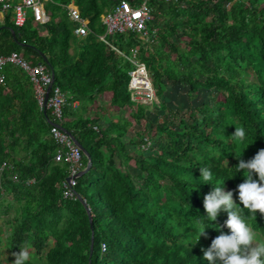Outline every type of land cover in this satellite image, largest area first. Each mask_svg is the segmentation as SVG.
Listing matches in <instances>:
<instances>
[{"label":"trees","instance_id":"trees-1","mask_svg":"<svg viewBox=\"0 0 264 264\" xmlns=\"http://www.w3.org/2000/svg\"><path fill=\"white\" fill-rule=\"evenodd\" d=\"M75 1L87 19L88 36L74 34L75 24L62 7L70 0H52L44 25L30 17L18 27L11 12L4 16L0 56L22 53L30 64L54 73L55 85L68 96L62 127L83 145L92 165L78 178L80 199L64 198L68 162H55L51 112L40 109L29 76L6 65L0 165L6 161L12 168L0 177V234L6 233L11 254L26 244L39 260L45 258L41 264H208L203 248L218 230L207 229L198 243L187 241L197 235L206 214L203 198L213 185L192 191L204 181L200 162L188 165L199 159L213 170V181L227 179L225 189H237L246 177L243 170L237 173L239 158L222 130L231 135L236 126L246 129L251 144L244 154L245 145L236 149L245 160L264 148V0H153L148 26L156 34L154 44L146 47L134 33L109 38L123 52L139 46L163 112L155 124L149 106L131 99L132 63L99 40L105 33L101 16L121 0ZM168 82L187 86L188 116L167 105ZM201 90L210 91L209 98L193 108ZM101 97L112 113L104 114ZM83 163L86 168L85 154ZM227 218L222 212L216 223ZM250 223L264 238V214L257 210Z\"/></svg>","mask_w":264,"mask_h":264},{"label":"built area","instance_id":"built-area-1","mask_svg":"<svg viewBox=\"0 0 264 264\" xmlns=\"http://www.w3.org/2000/svg\"><path fill=\"white\" fill-rule=\"evenodd\" d=\"M52 0H0V23L7 13L13 14V22L16 26L22 27L26 21L32 17L34 23L44 25L50 21L47 14L46 5ZM153 0H140L137 5H133L130 0H121L111 9L107 10L101 16V22L105 26V33L99 36V40L105 42L113 50L132 63L133 69L129 72L130 82L129 91L131 99L136 103L146 104L150 101L158 100L156 91L153 87L152 80L149 76L147 67L139 58L140 48L135 46L130 52H123L111 44L110 37L116 34L134 33L138 39L146 47L156 42V34L150 31L149 22L154 17L152 15ZM166 3H174L177 0H162ZM66 10L69 19L75 24L74 34L80 38L88 36L91 32L87 19L81 14V10L75 0H70L67 5H62ZM8 64L21 68L33 83L35 95L38 100L39 107L42 111L50 110L52 119V127L50 130L51 137L57 144V153L55 162H68V176L62 182V194L66 199H80V195L76 192L79 174L85 169L83 163V151L74 143L68 132L63 129L64 109L68 104V96L63 90L53 82L52 73L44 64L32 65L27 61L22 53L12 52L9 55L0 56V84H4L6 76L3 72L4 67ZM139 70H143L150 78L153 93L147 94L135 84L136 74ZM52 85L49 98L45 103L48 87ZM79 102H73V106L77 107ZM8 168H12L10 164L4 161L0 165V177ZM16 180V177L14 176ZM31 183L33 180L30 181ZM106 250L105 244L102 245V251Z\"/></svg>","mask_w":264,"mask_h":264},{"label":"clouds","instance_id":"clouds-1","mask_svg":"<svg viewBox=\"0 0 264 264\" xmlns=\"http://www.w3.org/2000/svg\"><path fill=\"white\" fill-rule=\"evenodd\" d=\"M224 129L222 136L228 138L225 143L233 146V151L239 158V162L235 165L237 173L243 170L246 179L237 185V189L226 190L227 179L223 182L213 181V170L202 165L199 159L188 165L191 169L192 165L199 161L202 171L200 177L204 181L194 186L192 191L205 183L213 187L204 195L206 214H201L198 228L194 230L197 235L187 243L188 245L198 243L201 236L207 235V229L214 228L219 234L211 240L210 246L203 248V258L208 264H264V242H261L253 224L250 223L252 218L257 217V210L260 214H264V148H260L252 158L245 160L243 155L237 154L236 149L245 145L244 154L251 144L248 143L246 129L236 126L231 135H225ZM245 209L247 214L244 212ZM222 212H226L228 218L223 224L216 223ZM225 228L228 231H224ZM13 255L16 257L13 264H29L31 260L29 247L26 244L20 246V251L14 252Z\"/></svg>","mask_w":264,"mask_h":264},{"label":"rangeland","instance_id":"rangeland-1","mask_svg":"<svg viewBox=\"0 0 264 264\" xmlns=\"http://www.w3.org/2000/svg\"><path fill=\"white\" fill-rule=\"evenodd\" d=\"M209 95H210V91L201 90L200 94L197 95L194 98V100L191 102L192 107L194 108V106L201 105L202 103L206 102L209 98ZM164 96H165L166 103L168 106L174 107L177 110H179L182 113V115L188 116L190 103H189V99L187 97V86L186 85L177 84V85L173 86V84L168 82L167 83V91H166ZM157 104H159V99L154 100L153 102L150 101L149 103L145 104V105L149 106L148 116L150 119L152 118L151 123H153V124H155L157 121H159L161 119L162 114H163V112L156 107ZM102 106H104V109L106 112H108V113L113 112V110L111 109V107L109 106V103L107 101L105 102L104 100H102ZM135 130L141 131L140 128H136ZM124 140L128 143V138H125ZM149 146L150 145H147L145 147L146 152L149 151L148 150ZM128 149L130 150V152H132L134 150V147L128 143ZM130 170L132 173H135V174L139 172L137 169H135L133 167H130ZM94 193L95 192L89 191V197H92ZM11 213H13V211ZM257 235H258L259 239L261 240V242H264V238L258 233H257ZM7 243L8 242H7L6 233L4 232V233L0 234V259H1L2 264H13V261L15 260L16 257L10 253L8 246H7ZM29 251H30V255H31V261H33L34 263L36 262V264H41L45 261V258H42L41 260H39L38 256H36L32 250L29 249Z\"/></svg>","mask_w":264,"mask_h":264},{"label":"water","instance_id":"water-1","mask_svg":"<svg viewBox=\"0 0 264 264\" xmlns=\"http://www.w3.org/2000/svg\"><path fill=\"white\" fill-rule=\"evenodd\" d=\"M131 2L135 1V0H130ZM52 77H53V82H55V76L54 73H52ZM52 85H50L47 89V94H46V98H45V103L47 102L48 98H49V94L51 91ZM44 114L47 115V110H44ZM51 122V121H50ZM52 123V122H51ZM69 136L72 138V140L74 141V143L76 145H78L81 150L83 151V153L88 157V164L86 166V168L79 174V177H81L84 173L88 172L89 169L91 168L92 165V159L91 157L87 154L85 148L83 147V145L73 136L72 133L68 132ZM83 204L85 205V207L87 208V210L90 212V208L88 207L87 203L85 200H83ZM90 215V214H89ZM90 223H91V229H92V238H91V254L93 252L94 249V237H95V232H94V228H93V222H92V218L90 216ZM91 264V261H90Z\"/></svg>","mask_w":264,"mask_h":264},{"label":"bare ground","instance_id":"bare-ground-1","mask_svg":"<svg viewBox=\"0 0 264 264\" xmlns=\"http://www.w3.org/2000/svg\"><path fill=\"white\" fill-rule=\"evenodd\" d=\"M147 73L143 70H139L136 74V81L135 84L138 88L145 91L147 94L152 95L153 88L150 82V79L146 75Z\"/></svg>","mask_w":264,"mask_h":264},{"label":"crops","instance_id":"crops-1","mask_svg":"<svg viewBox=\"0 0 264 264\" xmlns=\"http://www.w3.org/2000/svg\"><path fill=\"white\" fill-rule=\"evenodd\" d=\"M3 20H4V18L1 20V22H3ZM0 24H1V23H0ZM72 51H73V49H71V52H72ZM102 100H104V99L101 97V100H100V101L102 102ZM104 101H105V100H104ZM101 102H100V103H101ZM105 102H106V101H105ZM103 108H104V106H103ZM94 111H95V110H94ZM103 112H104V114L106 113L104 109H103Z\"/></svg>","mask_w":264,"mask_h":264}]
</instances>
